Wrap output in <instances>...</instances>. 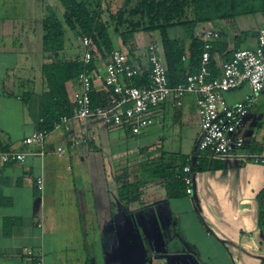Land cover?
Instances as JSON below:
<instances>
[{
  "label": "crops",
  "instance_id": "obj_1",
  "mask_svg": "<svg viewBox=\"0 0 264 264\" xmlns=\"http://www.w3.org/2000/svg\"><path fill=\"white\" fill-rule=\"evenodd\" d=\"M12 2L14 0H0V148L33 151L35 155L28 156L23 163L0 165V193L4 200L0 205V264H33L34 259L41 264H120L121 259L136 264V227L141 222L140 216L148 230L144 243L153 247L151 254L143 249L149 255L147 264H179L188 260L180 254L184 251L177 243L181 239L178 230L186 232L182 235L189 245L200 238L208 243L211 251L205 262L246 264L245 257H250L243 254L241 246L257 229L259 203L256 196L264 187V162L239 160L234 154L209 158L212 168L194 173L191 194L184 190L178 196H169L166 188L171 184L163 178L138 190H129L124 201L119 199V187L124 181L138 180L140 165L164 158L170 173L171 166L177 164L181 156L193 152L201 134L193 95H185L180 105L171 99L160 104L154 111L153 126L138 136L87 119L75 123L69 134L53 132L46 140L42 155L38 154L37 145L23 144L22 140L38 128L41 119L45 90L41 68L51 54L43 50V34L42 44L40 39L34 44V38L28 35L33 32L32 28L21 26L18 31L19 22L14 21L7 10ZM106 2L109 5L110 1ZM123 2L118 0L115 9ZM31 3H35L39 11L40 0L23 1L26 5ZM16 13L22 15L23 10L19 7ZM215 26L221 30V38L213 42L212 51L217 69L233 49L254 47V35L238 36L219 22ZM111 29V35L114 33L113 37L110 35L112 48L127 52L135 65L147 72L146 48L159 34L135 33L134 47L129 51ZM22 33H27V38L22 39ZM67 40L70 44L65 41L63 50L53 55V59L64 60L61 54L67 57L80 49V41ZM183 40L188 44V40ZM104 61L95 65L98 76L93 91L97 94H105ZM76 88L75 81L66 83L70 96ZM241 88H247L248 92L239 100L230 101L225 96L228 103L250 96L248 84ZM26 93H29L27 100ZM188 113H193L194 120ZM259 118L255 121L249 113L244 130L250 144L246 153L253 151L250 156L258 159L264 158V150L259 146L261 141L254 139L256 133L253 135L250 127L261 121ZM170 119L175 120L178 130L169 129ZM82 131H86L87 141L82 146L72 147L70 140L79 138ZM187 133L190 134L189 148L182 142ZM170 140L177 143L164 151V141ZM59 145L66 146L63 156L55 153ZM91 164L95 165V172ZM219 164L220 167H216ZM108 175L115 180L117 199L108 191L111 189L106 183ZM37 177L43 178L42 186L36 184ZM95 178L101 179L102 187L95 189ZM116 221L123 223L120 233ZM108 227L114 233L104 236L102 232ZM28 250L32 255L27 254Z\"/></svg>",
  "mask_w": 264,
  "mask_h": 264
},
{
  "label": "built area",
  "instance_id": "obj_2",
  "mask_svg": "<svg viewBox=\"0 0 264 264\" xmlns=\"http://www.w3.org/2000/svg\"><path fill=\"white\" fill-rule=\"evenodd\" d=\"M255 33V45L252 48L233 49L229 59L220 64V76L214 77L210 70L212 43L221 38L220 29L213 24L203 28L204 51L198 72L186 76L185 81L171 85L167 77L166 60L161 42L150 41L146 48V58L149 64L148 82L137 86L133 84L134 77H141L143 70L135 65L127 52L113 48L106 53L103 63L104 88L107 95L106 104L93 106L90 93L98 73L89 67L92 60L90 39L82 37L81 41L87 49L82 54L83 69L79 73L71 98L74 104L71 116H62L53 126V131L69 134L75 123L94 119L104 126L125 131L132 136H138L153 126L155 109L168 99L177 105L185 95H193L199 116L201 134L193 152L186 155L182 167H175L176 177L185 184V193L192 192V170L200 163L204 153L209 158L223 157L233 153L237 159L246 160L247 139L244 130L247 127V117L255 105L256 97L264 90V25L258 29H250ZM185 60L186 57L182 56ZM103 59H98L100 63ZM248 84L250 96L247 99L230 104L225 94ZM49 132L36 129L26 136L22 142L25 145L35 144L42 149ZM87 141L86 131L79 138H72V147L82 146ZM67 152L65 145L55 148L58 156ZM35 155L33 151L22 149H1L0 165L23 163L25 159ZM244 155V156H243ZM247 161V160H246ZM254 162L264 160L254 158ZM181 169L180 171H178ZM36 184L42 186L43 178L37 177ZM32 255V251H27ZM37 264H41L40 260Z\"/></svg>",
  "mask_w": 264,
  "mask_h": 264
},
{
  "label": "trees",
  "instance_id": "obj_3",
  "mask_svg": "<svg viewBox=\"0 0 264 264\" xmlns=\"http://www.w3.org/2000/svg\"><path fill=\"white\" fill-rule=\"evenodd\" d=\"M58 1L64 9L62 21L54 13H50L43 20V50L51 55H48L49 59L41 68L45 90L42 93L41 119L37 128L52 133L57 132L53 131V126L62 116H71L73 113L74 104L67 92L66 83L68 81L76 82L84 67L82 54L87 47L83 45L82 37L90 39L88 48L91 50L92 60L89 67L96 69L97 60L104 59L106 53L113 49L110 38L111 27L129 51L134 47L133 36L136 32L139 30L147 33L157 32L166 60L169 83L175 85L185 81L187 75L198 72L204 51L202 32L206 24L210 23L215 26L218 22H234L237 17L245 15H260L264 19V0H124L116 11L110 9L107 0ZM177 27H181L185 31V39L188 40V44H185L183 39L170 36L169 31ZM65 28L73 32L71 40L80 41L78 42L80 49L74 57L68 60H56L53 59V55L57 56L63 50ZM258 28L259 26L255 29ZM240 35L242 37L255 36V33L245 30L240 31L238 36ZM213 44L210 50V70L214 77H218L220 69H217L212 61ZM182 56H185L186 59L183 60ZM132 82L137 86L147 83L148 71H143L141 77H134ZM107 95L106 92L97 94L92 90L90 93L92 105L104 106L108 101ZM28 97L29 93H26L25 100ZM249 146L250 144L247 145V147ZM244 151L246 152V150ZM251 153L253 151L248 150V156ZM208 156V153H204L200 157V163L193 166L192 176L195 172L212 168ZM248 156L246 160L257 158ZM185 157L181 156L178 163L171 166L170 173L165 166L164 158L140 165L138 180L134 183L124 181L119 187V199L124 201L128 197L129 190H138L140 186L163 178L171 184L166 188L168 195L171 197L180 195L181 191L185 190V184L176 177L177 171L174 168L182 167ZM262 159L264 160V158ZM216 167H220V164ZM1 185L0 183V190ZM3 201L0 193V205ZM256 201L259 203L257 229L252 231L246 241L242 243L241 250L256 264H264V187L256 196ZM121 227H123V223H121ZM33 264H37V260L34 259Z\"/></svg>",
  "mask_w": 264,
  "mask_h": 264
},
{
  "label": "rangeland",
  "instance_id": "obj_4",
  "mask_svg": "<svg viewBox=\"0 0 264 264\" xmlns=\"http://www.w3.org/2000/svg\"><path fill=\"white\" fill-rule=\"evenodd\" d=\"M23 1L25 2L26 0H14V2L11 3V6L8 10V12L10 13V16L13 18L14 21L19 22V28L21 31V26H28L30 28H32L33 32H28V35H30L31 37L34 38V44L35 42H37V39L39 41L40 39V44H42V18H44V16H46L47 14L50 13H54L61 21L63 19V7L61 6V4L59 3L58 0H40V8L39 11L36 10V5L35 3H31L29 5L23 4ZM31 1H36V0H31ZM109 7L110 9L112 8L111 6H113V10L115 9V5L118 4V0H109ZM114 1V2H113ZM120 2V0H119ZM20 3H22V5L20 6ZM26 5V6H25ZM111 5V6H110ZM23 10V14L22 15H18L16 12L18 11V9ZM28 8V9H27ZM29 12V13H28ZM21 22V24H20ZM221 23V25H226L228 26L230 29H232L234 31V33H239L240 31H245L248 30L250 31V29H255L257 28V26H260L262 24H264V19L262 18V16L260 15H255V16H251V15H245V16H239L235 19L234 22H219ZM66 29V38L65 41L67 42V44L69 45L70 42L68 43L67 39H72L71 36L73 35V32L67 28ZM111 30L110 29V35H111ZM138 32H142L141 30H139ZM137 33V32H136ZM155 33V32H154ZM154 33H151L152 35H154ZM32 34V35H31ZM169 34L172 38H182L185 39L186 38V34L185 31H183V29L181 27H177V28H173L169 31ZM22 39L27 38V33H22L21 34ZM114 33L112 32L111 37H113ZM38 37V38H37ZM157 40H159V37L157 38ZM72 41V40H71ZM76 41V40H74ZM77 54V50H75L74 54H68L67 57L63 56V54H61V59L67 60L69 58L74 57ZM245 92H248L247 88H237L236 90H232L230 92H227L225 94V96L231 101V100H239L242 96H244ZM251 115L253 116V120L257 121L258 118L261 121H258V125L257 124H252L251 125V129H253V135L255 134L256 136H254V139H258L261 141V144L259 145L260 147H262L261 149L264 150V90L256 97V101H255V106H253V108L250 110ZM261 113H263L261 115ZM256 114H259V117L256 116ZM193 113H188V117H192V120H194L193 118ZM257 119V120H256ZM260 123V124H259ZM170 128L172 131H176L179 129V126H176V122L174 119H170ZM166 138H168V136H165ZM189 138H190V134H186L185 137L182 138V142L184 143V146L186 148H189L191 146V142H189ZM165 139V138H164ZM177 142L174 141H164V151H168L170 150V146L173 147L175 146ZM253 159H251L252 162ZM90 166V165H89ZM94 164H91L92 170L95 172L94 170ZM131 174V173H130ZM132 175V174H131ZM107 177V187L109 186V188H111L110 190H108L111 193V196L115 199L118 198V192L115 190L116 188V183L115 180L112 179L111 176H106ZM134 178V175H132V179ZM102 181L101 179L98 180L95 178L94 180V187L99 188L102 187ZM108 188V189H109ZM69 201V200H66ZM141 217V222L137 225L136 227V233H137V254H136V264H147L148 262V258L149 255L147 254V252L149 254H151L150 248L153 249L152 245H150V247H148L149 245L146 243H144L145 240V234H148V230H145L144 228V221H143V216ZM117 223H119L120 225V231L122 230L121 227V221H116L115 224L117 225ZM140 225V226H139ZM147 226H150L149 224H147ZM149 228V227H147ZM178 230V229H177ZM179 234V237L181 239H179L177 241V243L179 244V246H182V250L185 252L180 253L181 255H185V258H187L188 260L183 261L182 263L179 264H210L208 262H205L206 258L209 256L208 252H210V248L207 245V242H203L201 240V238L196 241L197 243H194L192 245L188 244V239L185 237V235H182L183 233H186L185 231L182 230H178L176 231ZM101 233V232H100ZM102 233H114L111 231V228L108 227V229L106 231H103ZM173 233V232H172ZM197 233V232H196ZM145 238V239H144ZM106 240V238H105ZM189 241L191 242L192 240L189 239ZM195 241V240H193ZM103 245V244H102ZM104 246V245H103ZM146 250L147 252L145 253L144 250ZM237 255V253H234V256ZM171 258H173L172 256H170ZM118 259V258H117ZM245 259H247L246 264H256L252 259L245 257ZM121 259L120 264H129L128 261H123ZM119 262V261H118ZM242 262V261H241ZM238 263V262H237ZM222 264H228L226 261H223ZM236 264V263H235Z\"/></svg>",
  "mask_w": 264,
  "mask_h": 264
}]
</instances>
